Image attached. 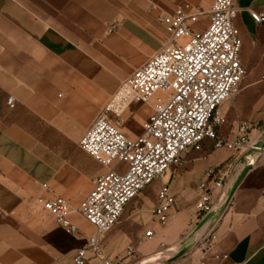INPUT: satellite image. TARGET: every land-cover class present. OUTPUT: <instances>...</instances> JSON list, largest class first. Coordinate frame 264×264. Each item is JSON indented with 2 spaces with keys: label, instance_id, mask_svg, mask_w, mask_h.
Here are the masks:
<instances>
[{
  "label": "crops",
  "instance_id": "obj_1",
  "mask_svg": "<svg viewBox=\"0 0 264 264\" xmlns=\"http://www.w3.org/2000/svg\"><path fill=\"white\" fill-rule=\"evenodd\" d=\"M154 2L168 14L186 2L210 13L215 0H0V264H69L94 234V227L74 214L79 230L68 235L35 203L63 198L77 208L95 179L107 172L80 148V141L122 83L169 41ZM235 6L248 76L233 115L258 124L264 121V26L251 12H263L264 0H235ZM208 21L204 16L200 26ZM9 97H14L15 108L9 107ZM229 111L220 109L228 121ZM151 112L148 105L131 106L124 116L125 133L140 135ZM212 149L213 142L191 160L192 168L179 175L180 188L174 190V177L169 179L173 193L189 203V210L168 225L171 230L177 224L179 235L199 231L191 206L197 187L210 165L229 157ZM259 168L254 165L241 183L234 207L216 211L201 231L214 228L216 239L194 253L192 264H264V188L257 189L264 176ZM138 198L143 204L134 208ZM138 198L105 239V255L122 256L131 244L138 255L148 256L152 246L145 230H153V239L167 231L154 218L151 194ZM197 246L195 239L186 244L192 254Z\"/></svg>",
  "mask_w": 264,
  "mask_h": 264
},
{
  "label": "built area",
  "instance_id": "obj_2",
  "mask_svg": "<svg viewBox=\"0 0 264 264\" xmlns=\"http://www.w3.org/2000/svg\"><path fill=\"white\" fill-rule=\"evenodd\" d=\"M152 9L161 12L158 20L166 26L169 41L122 83L80 141V148L107 172L95 179L94 188L77 208L63 198H41L35 203L68 235L76 236L79 230L72 221L74 214L94 227V234L76 250L69 264L132 263L137 255L133 245H126L122 256L112 258L103 252L105 239L119 226L126 207L156 182L161 183L155 195L154 218L161 225L170 223L183 198L173 193L171 182L165 183L164 178L169 169L182 165L186 154L201 151L205 140L213 142L214 151L229 157L210 165L197 187L196 229L208 214L234 199L229 188L246 166L256 165L243 158L253 150L254 155L264 157V148L257 146L264 143V121H237L227 137L223 132L229 121L220 109L240 94L248 76L241 61L243 42L235 24L239 15L235 0H215L210 13L189 2L170 14L157 2ZM206 15L208 25L201 27ZM251 16L264 26V11L251 12ZM115 28L113 25L109 32ZM8 105L15 108L14 97L8 98ZM133 105H148L152 112L142 133L129 137L124 116ZM204 227L198 231L196 244L216 239L214 228L201 233ZM144 237L152 240L153 230H147Z\"/></svg>",
  "mask_w": 264,
  "mask_h": 264
},
{
  "label": "rangeland",
  "instance_id": "obj_3",
  "mask_svg": "<svg viewBox=\"0 0 264 264\" xmlns=\"http://www.w3.org/2000/svg\"><path fill=\"white\" fill-rule=\"evenodd\" d=\"M246 81H247V77L243 81V84L241 86V90H242V88H243V86H244ZM240 93H241V91H240ZM239 95L235 96L232 100L228 101L227 103H225L221 107V110H223V111L226 110V109H230V111L228 112V117H229V122L231 123V125L229 124L228 126L223 128V132H224V135L226 137L229 135V133L232 132V129H233L232 124H233V122L241 121V119H239L238 116H236V115L234 116L233 115L234 103L236 102V99H237V97ZM212 151H214V149H212ZM217 153H220V152H217ZM190 155H191V152L184 156L182 165H180L179 167L175 168L173 171H172V169H169L168 172H167L168 179H167L166 182H169V179L174 177V181L172 183V186H173L174 190H176V189H178V188H180L182 186V180L181 179L179 180V178H180L179 175L182 174L183 172H181L180 170H181L182 166L186 163L187 157L190 156ZM248 161L249 162H256V165H259L261 167V168L258 169L257 173H259L260 177L261 176L263 177L264 176V157L255 155L253 160H247V162ZM187 178H186V180H187ZM263 180L264 179L260 180L261 183H260L259 186H257V189H259V188L263 189L264 188V186L262 185L263 184ZM160 183L161 182H156L154 185L150 186L149 188H147L146 190L143 191V195H147L148 196V194H151V198L153 200V204H155V202H156L155 201V195H156V191L160 187ZM183 199H181V202H179V208L177 209V211L174 214L173 218L177 214H180V213L186 212V210H189V208H188L189 207V203L183 202L184 201ZM195 201H194L193 204H191V206H193L194 210H195ZM237 202H238V196H235V198L232 200V202L229 205H226L223 208V211L224 210L228 211L229 209L234 207V204L237 203ZM135 203L136 204H135L134 208H137V207L141 208V206L143 204L141 198H138L135 201ZM124 218L125 217L123 215V217L121 218L120 224H119V226H117V228L121 226ZM173 218L170 221L171 224L176 222V220L173 219ZM170 223H168L167 225L162 226V229H167V231H165L163 237H161V238L157 237V238H155V239H153V240H151L149 242V245L152 246L151 253H148L149 254L148 256L147 255H138L137 254L135 259L130 264H144V261L147 258H150V257H152L154 255H158L160 253H162L161 259L156 261V262H154L153 264H192V257H194V253H196L199 248L201 249L203 247V245H205L206 243L204 242L201 245L199 243L198 246L196 247L197 249H195V252H193V254L191 253L192 251H189V253L186 254L185 256L177 258V255L179 253V250H178L179 246H182V249H184L186 247L187 243L193 242V240L196 239V235H197L198 231L195 230L194 232H192L191 235L186 234V231H185V232H183L182 235H179L180 229L177 226V224L174 226L173 229L170 230L168 228L171 225ZM146 231H147V229L145 230V232ZM172 248H176V249H174L173 251H170ZM169 253H172V255L171 256H167Z\"/></svg>",
  "mask_w": 264,
  "mask_h": 264
},
{
  "label": "water",
  "instance_id": "obj_4",
  "mask_svg": "<svg viewBox=\"0 0 264 264\" xmlns=\"http://www.w3.org/2000/svg\"><path fill=\"white\" fill-rule=\"evenodd\" d=\"M258 147H263L264 148V143H259L257 145ZM256 153V150H253L251 152L248 153V156L252 155ZM253 166L252 165H248L246 166L242 173L240 174V176L237 178L232 190H231V193H230V197L232 198L235 193L237 192L238 188L240 187L241 183L244 181V179L246 178V176L248 175V173L252 170ZM214 213H210L208 214L203 220L202 222L200 223L199 225V229L203 228L204 226H206L209 222H211V220L214 218ZM190 251V248L189 247H185L184 249H182L181 251H179L178 255H177V258L178 257H183L185 256L186 254H188Z\"/></svg>",
  "mask_w": 264,
  "mask_h": 264
},
{
  "label": "trees",
  "instance_id": "obj_5",
  "mask_svg": "<svg viewBox=\"0 0 264 264\" xmlns=\"http://www.w3.org/2000/svg\"><path fill=\"white\" fill-rule=\"evenodd\" d=\"M212 143L211 140H205L202 144V150L201 151H197V150H192L191 151V155L187 157V162L182 166L181 168V172H184L186 170H189L192 168V163H191V160L194 159V158H197L199 157L200 155H202L206 150H207V147L208 145Z\"/></svg>",
  "mask_w": 264,
  "mask_h": 264
},
{
  "label": "bare ground",
  "instance_id": "obj_6",
  "mask_svg": "<svg viewBox=\"0 0 264 264\" xmlns=\"http://www.w3.org/2000/svg\"><path fill=\"white\" fill-rule=\"evenodd\" d=\"M174 249L176 248H172L170 251H173ZM161 255L162 253L158 254V255H154L150 258H147L145 261H144V264H153L154 262L158 261L161 259ZM172 253H169L167 256H171Z\"/></svg>",
  "mask_w": 264,
  "mask_h": 264
}]
</instances>
